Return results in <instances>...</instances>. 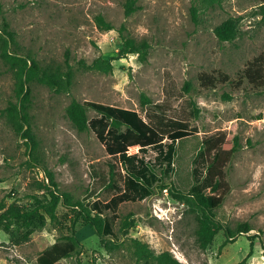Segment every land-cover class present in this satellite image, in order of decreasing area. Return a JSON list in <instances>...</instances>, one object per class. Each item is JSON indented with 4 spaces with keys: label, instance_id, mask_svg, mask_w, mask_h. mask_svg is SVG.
<instances>
[{
    "label": "rangeland",
    "instance_id": "rangeland-1",
    "mask_svg": "<svg viewBox=\"0 0 264 264\" xmlns=\"http://www.w3.org/2000/svg\"><path fill=\"white\" fill-rule=\"evenodd\" d=\"M126 2L0 0V29L7 21L15 32L12 49L42 65L63 68L68 56L75 74L65 93L36 81L30 84L31 138H24L16 125L20 118L8 110L19 101L16 78L2 56L0 40V206L29 210L40 206L36 197L49 200L50 170L61 191L88 206L99 202L121 240L114 242L111 234L100 237L76 210L60 204L55 221L43 209L32 222L14 220L9 229L0 221V264H37L42 251L73 230L83 247L64 259L66 264H146L135 255L134 238L156 253L171 252L181 264H264V89L254 88L247 78L240 87L235 85L248 63L264 53V2L218 0L207 6L204 0H136L131 15H126ZM97 14L115 28L101 30ZM229 17L238 18L237 37L221 41L215 28ZM123 25L129 36L149 41L146 61L138 54L118 57ZM99 56L112 59L111 73L79 68V60L92 62ZM219 71L231 81L214 88L201 85L203 72ZM225 93L231 99H225ZM143 94L151 100L144 106ZM73 99L135 109L153 124L163 117L196 128L197 133L177 142L175 171L170 176L164 174L166 164L156 161L155 148L143 152L133 146V153L155 164L162 182L182 191H189L194 183V159L204 137L225 133L238 138L239 149L225 169L230 191L214 210L215 220L224 228L206 249L197 240V213L168 189L124 201L116 211L118 217L113 216L106 204L123 191L126 166L107 152L93 129L81 132L74 127L67 116ZM88 115L100 116L93 108ZM28 142L36 145L35 151H30ZM164 142L172 140L166 137ZM197 165L205 169L203 160ZM127 218L130 226L124 235ZM241 223L252 229L226 241L225 228L236 230Z\"/></svg>",
    "mask_w": 264,
    "mask_h": 264
},
{
    "label": "trees",
    "instance_id": "trees-1",
    "mask_svg": "<svg viewBox=\"0 0 264 264\" xmlns=\"http://www.w3.org/2000/svg\"><path fill=\"white\" fill-rule=\"evenodd\" d=\"M204 1L207 6H210L218 0ZM262 1L264 2V0ZM135 2L136 0H127L125 4L126 15L135 12ZM192 10L196 20L198 8L194 6ZM95 21L101 30L107 31L115 28L103 14H97ZM237 25L238 18L229 17L215 28V33L221 41H232L237 37ZM125 31L124 25L119 28L121 47L118 57L138 54L141 60L146 61L151 47L149 41L147 39L137 40L126 34ZM0 40L2 56L16 78V93L19 101L18 104L12 105L8 110L11 116L20 118L16 125L19 131L23 132L22 137L30 139L29 112L27 111L31 99L30 84L36 81L47 85L57 93L69 92L75 75L74 65L68 56L65 60V68L62 65H42L34 57L25 56L12 49V45L16 43L15 32L10 29L7 21L3 23V27L0 29ZM78 66L84 70H97L103 73H111L114 68L112 59L102 56L95 58L92 62L81 59L78 61ZM244 78H247L254 88L264 89V53L255 56L248 63L243 70L242 78L235 82L236 87H240ZM199 79L201 85L207 88H214L221 83L231 81L230 76L221 71L217 74L203 72ZM224 97L231 99L232 96L225 93ZM150 102V98L143 94L142 105ZM89 108L96 110L100 116L90 118L88 115ZM67 116L78 131L93 129L99 140L105 144L107 152L112 156H118L126 166L123 191L115 195L106 204V207L113 211L114 217H118L116 211L120 203L142 200L153 195L157 190L168 189L175 199L188 204L192 211L197 213L196 234L201 248L206 249L218 231L224 228L220 222L215 220L214 210L223 204L227 193L230 191L225 169L239 149L240 143L237 137L232 139L227 137L225 133L204 137L194 159L192 170L194 183L189 191H182L171 183L162 182V178L155 170V164L146 161L139 153H129V149L133 146H139L140 151L146 152L150 147L155 148L158 151L156 161L166 164L164 174L170 176L175 171L177 142L197 133L196 128H190L186 122L164 120L163 117L159 123L153 124L146 121L135 109L94 101L81 102L78 99H73L68 105ZM166 137H169L172 142L165 144L164 139ZM28 147L30 151L36 150V145L31 142H28ZM199 160H203L204 170L197 165ZM47 176L50 199L42 202L36 197L40 203L37 208L21 210L11 206L4 210L5 206H0V211H2L0 221H5L3 224L5 229H9L14 220L32 222L38 209H43L51 221H55L57 209L62 204L67 208L76 210L77 214L100 237L111 234L114 242H121L113 230L112 221L102 214L99 202H94L92 206H88L80 200H75L71 193L60 190L53 172L47 170ZM208 189H210L209 192H207ZM129 221L127 218L123 222L125 229L122 231L124 235L128 233ZM131 223L133 225L134 221ZM251 229L248 223L239 224L236 230L227 227L225 228L226 241L232 240L237 232H249ZM82 247L83 245L75 230L70 231L42 251L37 258V264H66L63 260L79 254ZM133 247L138 261L144 260L146 264H181L171 252L156 253L147 243L137 238L133 239ZM78 264L83 263L78 261Z\"/></svg>",
    "mask_w": 264,
    "mask_h": 264
},
{
    "label": "built area",
    "instance_id": "built-area-1",
    "mask_svg": "<svg viewBox=\"0 0 264 264\" xmlns=\"http://www.w3.org/2000/svg\"><path fill=\"white\" fill-rule=\"evenodd\" d=\"M135 147H131L130 149H129V153H133L134 152V149ZM137 148H138V146H137Z\"/></svg>",
    "mask_w": 264,
    "mask_h": 264
}]
</instances>
